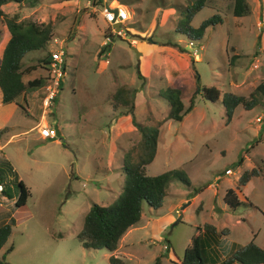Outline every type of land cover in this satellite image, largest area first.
<instances>
[{"label": "rangeland", "instance_id": "rangeland-1", "mask_svg": "<svg viewBox=\"0 0 264 264\" xmlns=\"http://www.w3.org/2000/svg\"><path fill=\"white\" fill-rule=\"evenodd\" d=\"M190 1L37 0L3 5L9 15L52 29L46 47L28 51L21 60L23 67L36 65L23 80L41 77L47 82L21 100L0 137L6 142L0 175L10 195L0 193V225L12 223L0 249L4 264H111L112 253L83 247L77 232L92 203L111 204L121 191L124 157H137L140 134L130 110L137 122L159 129L147 173L178 168L190 185L173 178L159 208L143 202L140 221L121 236L114 254L126 264H154L157 255L163 264H180L191 237L205 223L225 231L216 244L205 238L206 255L212 258H224L250 240L264 248V97L251 109L237 105L230 118L220 101L227 91L248 97L264 81V0H247L250 12L244 16L233 15V0L202 7L190 22L193 27L215 13L222 21L206 28L199 45L175 30L179 12L172 5ZM105 4L128 10L121 34L113 33L105 21ZM8 35L0 22V50ZM166 38L177 40L184 50L167 46ZM59 48L64 50V73L51 107L44 111L41 99L50 74L40 59ZM202 86L219 89L218 100L203 98ZM169 87L182 96L195 95L193 109L181 121L168 117L163 92ZM119 92L128 103L114 108L113 95ZM31 116L43 121L38 130L42 125L53 128L56 139L37 130L21 133L36 123ZM252 168L257 174L239 185V176ZM18 180L30 193L23 208L13 202ZM229 187L242 200L235 208L223 199ZM10 244L12 250L5 253Z\"/></svg>", "mask_w": 264, "mask_h": 264}, {"label": "trees", "instance_id": "trees-1", "mask_svg": "<svg viewBox=\"0 0 264 264\" xmlns=\"http://www.w3.org/2000/svg\"><path fill=\"white\" fill-rule=\"evenodd\" d=\"M35 1L37 0H0V22L6 26L10 34L0 56V91L1 101L4 104L16 101L20 96L47 82V78L41 77L23 80V74L36 68V65L23 67L21 60L28 51L46 47L50 38L51 27L49 24L19 19L17 14L9 15L3 9V5L9 2H29L34 4ZM213 1L191 0L185 5H172L179 12L175 28L176 32L182 35L184 39H187V41L195 42L199 45L206 28L221 22L222 18L215 13L202 20L197 27H193L190 22L198 10L204 6H209ZM249 12L250 8L247 0H233V15L244 16ZM165 42L167 46H171L178 51L184 50L177 40L166 38ZM50 58V53H47L40 59V62L49 67ZM198 81L197 78L196 82ZM199 93L203 98L212 101L218 100L220 96V91L215 86H202ZM163 94L169 103L168 117L173 120L181 121L195 105L194 94L182 96L177 88L169 87ZM263 97L264 81L257 84L248 97L227 91L222 94L220 101L225 108L227 117L230 118L237 105L242 104L244 108L251 109L256 104L261 103ZM113 100L115 101V103H112L114 108L119 105L125 107L128 103V100L120 92L117 95H113ZM130 108H132V105ZM128 113L131 114V122L140 134L137 142V157L135 159H131L130 156L124 157L120 167L121 174L124 175L121 191L111 204L92 203L84 216L81 229L77 232V238L83 247L105 248L112 253L108 258L111 264H126L124 259L117 257L114 252L117 249L119 239L125 231L140 221L142 203L145 202L155 209L159 208L173 178L179 179L186 186L190 185L185 173L178 168L155 175L147 173L146 166L152 161L156 153L159 129L154 125L137 122L131 110ZM7 130V126L0 128V137ZM241 161L242 159L240 158L238 163ZM6 162L10 165L8 161ZM251 174H257L255 169L244 171L238 178L239 185L247 183L250 176H252ZM0 179L3 183L4 179L1 175ZM18 185L19 193L14 204L18 208H23L30 193L22 180H18ZM239 185L237 186L239 187ZM2 193L10 196L6 193L5 188H3ZM223 199L231 208H235L242 201L232 187L225 190ZM11 225V222L0 225V249L9 237ZM224 234V230H218L213 224L205 223L202 229L200 228L191 237L188 246L184 250L180 264H235L236 262L240 264H264V248L257 245L253 240L233 248L224 258H221V255L219 256L218 254H214V258L210 257L209 254L206 255L205 238L208 239L207 242L216 244V237ZM201 236H204V238H201ZM12 247V244H10L6 248L5 253L10 252ZM161 256L157 255L155 257L154 264H163ZM4 262V259L1 258L0 264H4Z\"/></svg>", "mask_w": 264, "mask_h": 264}, {"label": "built area", "instance_id": "built-area-1", "mask_svg": "<svg viewBox=\"0 0 264 264\" xmlns=\"http://www.w3.org/2000/svg\"><path fill=\"white\" fill-rule=\"evenodd\" d=\"M111 7V6H110ZM113 8H116V12L113 10L107 8L106 6L102 9V15L110 26H112L113 33H119L121 34V28L118 30L115 29L114 24L119 23L122 27L123 24L128 19V10L124 6H115ZM106 40H109V36H106ZM50 64H49V83L45 86V94L41 99V105L43 110H47L49 107H51L54 97L56 96V88L59 86L60 79L63 76V56H64V50L59 48L55 51H52L50 53ZM39 133L44 138H51L56 137L55 130L49 126H40ZM230 169H227V172H230ZM4 186L0 179V193L2 192ZM166 247V245H164Z\"/></svg>", "mask_w": 264, "mask_h": 264}, {"label": "crops", "instance_id": "crops-1", "mask_svg": "<svg viewBox=\"0 0 264 264\" xmlns=\"http://www.w3.org/2000/svg\"><path fill=\"white\" fill-rule=\"evenodd\" d=\"M9 36H10V34L7 36V38L4 40V43H3V46L1 47V50H0V56H1V54H2V51H3V48H4V46H5V43L7 42V40H8V38H9ZM24 99V101H27V93L25 94V95H22V96H20V98H18L16 101H13V102H10V103H6V104H4V103H2V101H1V91H0V128L3 126H6V121L11 117V119H12V117H13V113H16V108H17V106L19 105L20 106V103H21V100H23ZM8 105H11V107H7ZM35 118H33L32 116H31V118H32V120H34V121H36V123L35 124H33V125H31V126H29V127H27L25 130H22L21 131V133H28V132H31V131H33V130H37L38 131V133H39V130H38V126H37V124L39 123V122H43V121H41V120H39L36 116H34ZM40 124V123H39ZM14 127V126H13ZM18 127H20V126H18ZM19 134V132H16V133H13V134H11V137H10V139L13 137V136H16V135H18ZM40 134V133H39ZM41 135V134H40ZM9 139V138H8ZM55 140V139H54ZM8 141V140H7ZM5 143L6 142H0V152H2L3 150H4V148H5ZM14 200L15 199H13V202H14ZM181 217H182V214L180 215ZM125 238H128V236H124V239ZM123 239V240H124Z\"/></svg>", "mask_w": 264, "mask_h": 264}, {"label": "water", "instance_id": "water-1", "mask_svg": "<svg viewBox=\"0 0 264 264\" xmlns=\"http://www.w3.org/2000/svg\"><path fill=\"white\" fill-rule=\"evenodd\" d=\"M106 5V7L107 8H109V9H111V10H113L114 12H116V8H111L108 4H105ZM114 27H115V29H119L120 28V24L119 23H115L114 24ZM127 36H129L128 34H127ZM132 49H134L135 50V52L137 53V56H139V51L134 47V46H132ZM51 140H54V139H56L55 137H51L50 138Z\"/></svg>", "mask_w": 264, "mask_h": 264}, {"label": "clouds", "instance_id": "clouds-1", "mask_svg": "<svg viewBox=\"0 0 264 264\" xmlns=\"http://www.w3.org/2000/svg\"><path fill=\"white\" fill-rule=\"evenodd\" d=\"M111 8H113V7H111ZM121 26V25H120ZM56 138V137H55ZM50 139V138H49ZM4 186V185H3ZM168 246H166V247H164V248H167Z\"/></svg>", "mask_w": 264, "mask_h": 264}]
</instances>
